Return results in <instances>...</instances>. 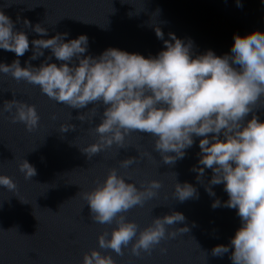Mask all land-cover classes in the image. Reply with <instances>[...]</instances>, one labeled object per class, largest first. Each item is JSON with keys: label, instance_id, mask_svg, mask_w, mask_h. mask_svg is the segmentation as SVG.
Segmentation results:
<instances>
[{"label": "clouds", "instance_id": "clouds-1", "mask_svg": "<svg viewBox=\"0 0 264 264\" xmlns=\"http://www.w3.org/2000/svg\"><path fill=\"white\" fill-rule=\"evenodd\" d=\"M236 6H242L240 0H236ZM23 25L29 28L27 20ZM30 30L47 36V29L38 23ZM154 31L163 41V48L155 56L114 47L95 56L85 55L87 35L66 41L68 33L64 32L29 41L27 33L17 30L13 20L0 11V49L16 57L9 64L0 62V73L39 86L42 94L71 109H87L89 120L99 105L100 119L92 128L95 141L79 149L86 158L113 145L125 148L126 137L135 132L152 137L153 150L161 161L173 165L196 140L200 166L193 168L196 180L201 182L198 178L210 169L205 191L214 197L210 186L223 185L227 195L225 201L213 199L210 206L235 209L239 218L228 243L213 246L211 255L229 253L231 264H264V120L256 115L257 109L264 108V32L234 35L229 52L217 56L212 50L195 52L191 39L169 33V40H164L159 27ZM30 43L29 59H44L39 66L26 60L21 67L18 58L29 51ZM44 49L50 56L44 55ZM53 57L56 62H52ZM3 112L11 115L12 122H21L26 131L38 126L40 118L33 105L10 100L0 109ZM83 113L77 116L81 122ZM136 162L137 157H127L119 161V168L128 169ZM19 170L26 180L35 175V168L26 160ZM0 186L10 191L16 187L2 174ZM160 187L155 179L137 187L129 182L127 173L110 168L102 181L82 193L93 221L110 226L97 236L98 247L110 249L117 256L123 255L124 249L139 256L178 232L186 233L187 226L166 232L165 226L185 220L179 212L153 217L143 228L125 217L128 210L143 207L156 197ZM197 195L191 184L176 182V200L183 202ZM79 264L115 261L108 253L90 249L82 253Z\"/></svg>", "mask_w": 264, "mask_h": 264}, {"label": "water", "instance_id": "water-1", "mask_svg": "<svg viewBox=\"0 0 264 264\" xmlns=\"http://www.w3.org/2000/svg\"><path fill=\"white\" fill-rule=\"evenodd\" d=\"M240 4L237 7L236 0H0V11L13 20L17 30L27 33L29 41L64 32L68 33L66 41L87 35L85 55L114 47L155 56L163 48L154 31L159 27L164 40L171 33L191 39L197 53L212 50L219 56L229 52L234 35L264 32V3L240 0ZM24 20L29 22L27 29ZM37 23L47 29L46 37L30 30ZM31 48L30 43L29 51L18 58L21 67L26 60L33 66L43 61V56L29 59ZM43 52L50 56L49 50ZM14 58V53L0 49V62L9 64ZM52 62H56L54 57ZM10 100L33 105L40 119L29 132L21 122H12L9 113H0V174L16 185L12 191L0 186V264H79L82 253L90 249L108 253L115 264H231L229 253L215 257L211 248L228 243L239 218L235 209L210 206L213 199L225 201L227 195L223 185L210 186L214 197L205 191L210 169L198 178L201 182L196 180L193 168L200 167L196 140L173 165L161 161L152 137L135 132L126 137L125 148L113 145L86 158L79 149L95 141L92 128L100 119L99 105L89 120L87 109H71L42 94L39 86L0 73V109ZM81 113L83 122L77 119ZM256 115L264 120V108L257 109ZM72 125L73 129L61 131ZM127 157H137V162L120 169L119 161ZM24 160L35 168V175L27 180L19 170ZM110 168L127 173L137 187L152 179L161 184L156 197L124 213L128 220L143 228L153 217L179 212L185 220L165 226L166 232L184 226L188 231L162 240L150 253L139 256L128 249L120 256L100 249L97 236L110 226L93 221L82 193L102 181ZM176 182L191 184L198 195L176 200Z\"/></svg>", "mask_w": 264, "mask_h": 264}]
</instances>
